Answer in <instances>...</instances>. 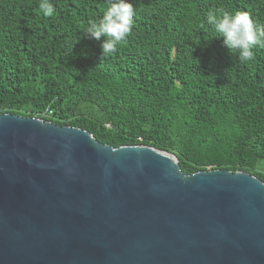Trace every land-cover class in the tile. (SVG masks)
Instances as JSON below:
<instances>
[{
	"label": "trees",
	"instance_id": "obj_1",
	"mask_svg": "<svg viewBox=\"0 0 264 264\" xmlns=\"http://www.w3.org/2000/svg\"><path fill=\"white\" fill-rule=\"evenodd\" d=\"M39 2L0 0V114L171 152L187 175L223 169L264 181V48L241 64L200 27L221 7L264 23V0H131L133 30L107 57L105 37L83 35L108 0H51L52 17Z\"/></svg>",
	"mask_w": 264,
	"mask_h": 264
},
{
	"label": "water",
	"instance_id": "obj_2",
	"mask_svg": "<svg viewBox=\"0 0 264 264\" xmlns=\"http://www.w3.org/2000/svg\"><path fill=\"white\" fill-rule=\"evenodd\" d=\"M0 264H264V181L0 114Z\"/></svg>",
	"mask_w": 264,
	"mask_h": 264
},
{
	"label": "clouds",
	"instance_id": "obj_3",
	"mask_svg": "<svg viewBox=\"0 0 264 264\" xmlns=\"http://www.w3.org/2000/svg\"><path fill=\"white\" fill-rule=\"evenodd\" d=\"M39 9L45 17H52L55 6L51 0H40ZM136 9L131 0H108L103 15L89 21L84 29V37L101 41L102 57L114 54L118 47L126 42L134 26ZM202 29L210 28L216 38H223V46L235 53L241 64L255 59L254 48H264V23L257 22L252 13L246 10L228 11L224 8L210 9ZM81 55L87 52L81 50Z\"/></svg>",
	"mask_w": 264,
	"mask_h": 264
},
{
	"label": "rangeland",
	"instance_id": "obj_4",
	"mask_svg": "<svg viewBox=\"0 0 264 264\" xmlns=\"http://www.w3.org/2000/svg\"><path fill=\"white\" fill-rule=\"evenodd\" d=\"M261 169L264 171V160L261 161Z\"/></svg>",
	"mask_w": 264,
	"mask_h": 264
},
{
	"label": "built area",
	"instance_id": "obj_5",
	"mask_svg": "<svg viewBox=\"0 0 264 264\" xmlns=\"http://www.w3.org/2000/svg\"><path fill=\"white\" fill-rule=\"evenodd\" d=\"M51 113V112H50ZM46 114V113H45Z\"/></svg>",
	"mask_w": 264,
	"mask_h": 264
}]
</instances>
